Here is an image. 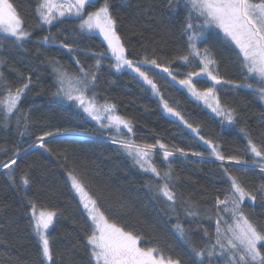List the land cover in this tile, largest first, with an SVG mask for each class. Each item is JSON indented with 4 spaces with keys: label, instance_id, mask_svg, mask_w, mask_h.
Here are the masks:
<instances>
[{
    "label": "trees",
    "instance_id": "16d2710c",
    "mask_svg": "<svg viewBox=\"0 0 264 264\" xmlns=\"http://www.w3.org/2000/svg\"><path fill=\"white\" fill-rule=\"evenodd\" d=\"M10 2L23 19L25 30L32 35L22 46L13 44L11 39L0 40V73H3L0 85L7 83L14 90L29 75L33 83L19 105L21 122L17 124L13 116L8 127L0 123V264H38L40 245L30 223L29 199L37 205L36 210L58 213L54 227L49 229L52 264H87L85 250L73 245L78 240L84 242L91 222L87 221L72 190L69 173L97 201L109 222L143 237L142 247H159L165 256L179 258L182 264H194L192 248L198 250L206 242L198 223L208 228L210 234L214 233L215 215L211 214L212 219L207 220L204 217L208 213L202 212L201 218L193 220L186 215L185 201L195 202L201 208L211 207L217 189L225 187L221 182L222 162L209 155L210 149L191 129L167 115L160 99L134 74L116 72L109 67L110 60H104L98 69L95 67L97 57L92 53L105 52L107 48L98 35L81 33L77 27L79 21L71 18L54 26L35 27L38 0ZM102 3L104 0H98L95 7ZM109 3L128 58L139 61L147 56L171 68L175 81L157 69L149 71L169 106L197 128L200 136L218 145L221 155L250 159V155H245L247 139L240 130L245 129L258 146L264 144V106L258 96L247 89L218 85L216 94L221 106L235 113V123L222 122L221 117L190 97L188 90L179 84L190 71L199 68L198 61L195 65H184L175 59L186 51L181 37L183 16H170L162 8L166 0H109ZM53 35L55 43L50 41L43 46L38 43L44 36ZM60 41L76 50L59 48ZM198 46L201 50L207 48L210 58L215 60V74L225 81L239 79L234 46L223 40V34L208 29L207 39ZM53 57L70 74L78 71L75 59L86 69L92 66L89 70L98 75L92 92L97 94L99 102L107 100L115 104L118 114L132 122L131 139L136 144H153L159 140L169 151L184 149L188 153L185 157L176 152L167 163L163 162L161 151H156L153 158L162 174L171 170V184L177 194L175 210L157 194L162 181L142 172L119 145L113 144L112 132L100 129L75 104L54 98L57 86L49 63ZM194 83L198 90L211 86L206 77L194 79ZM24 112L28 114L27 124L23 120ZM57 128L74 129L67 134L73 139L62 138L64 134L46 137L45 147L40 148L37 137ZM123 131L128 138L127 131ZM194 152L204 155L194 156ZM13 158L17 163L4 169L2 165ZM223 163L246 187L264 183L258 170H246L227 160ZM24 175L29 179L26 186L21 184ZM219 195L223 198L222 191ZM244 211L258 227L264 228V202L258 198L255 205L246 204ZM177 224L184 227L183 238L174 228Z\"/></svg>",
    "mask_w": 264,
    "mask_h": 264
},
{
    "label": "snow or ice",
    "instance_id": "6c2138e0",
    "mask_svg": "<svg viewBox=\"0 0 264 264\" xmlns=\"http://www.w3.org/2000/svg\"><path fill=\"white\" fill-rule=\"evenodd\" d=\"M97 2L98 0H38L35 8L37 16L35 27L54 26L68 18L78 20L77 27L81 33H98L107 45L105 52L92 53L97 57L95 60L97 69L104 60H110L112 61L109 63L110 68H114L118 73L128 71L130 74H135L144 84L151 86L153 94L159 96V89L149 75V71L159 69L175 81L176 77L171 68L147 56L139 61L129 59L124 44L117 34V20L112 15L109 0H104L99 7H95ZM89 8L94 10L88 11ZM162 8L170 16H183L181 37L184 38L186 51L175 59L183 62L184 65H195L198 61V70L190 71L186 78L179 81V84L187 88L193 97L203 101L212 112L222 118V122L226 120L229 124L235 123V113L232 109L225 110L221 106L216 94L218 85L226 84L237 89H247L264 102V0H166ZM208 29L219 30V33L223 34V40L229 46H234L238 80L225 81L212 71L215 60L210 58L207 48L201 50L198 46L207 39ZM0 33H3L0 35V40L11 39L12 43L18 46H22L32 35L30 31L25 30L24 21L10 0H0ZM50 41L55 43L56 37L44 36L38 43L43 46ZM58 47L67 49L69 52L76 50L64 41H60ZM49 63L52 65V75L55 77L57 86L53 95L75 104L100 129L112 132L113 144L119 145L142 172L151 174L157 181H162L158 184L157 194L175 210L177 194L171 184V170L162 174L153 163V158L156 151H161L163 162L167 163L176 155V152L185 157L188 153L184 149L169 151L159 140L153 144H136L131 139L134 135L132 122L118 114L115 104L107 100L103 103L99 102L97 94L92 92L98 79L97 72L89 70L92 66L86 69L79 59H75V64L79 66L78 71L70 74L54 57ZM168 63L171 64L172 61ZM2 77L3 73H0V78ZM205 77L211 82V86L200 91L194 79ZM32 83L29 75L25 82L14 90L7 83L0 85L3 91L0 95V123L4 127L10 125L13 116L17 118V124L21 122L19 105L22 96L29 90ZM89 92L92 94L89 95ZM160 102L167 114L176 117L199 137L207 149H210L209 155L222 162L221 182L225 187L217 189L218 194L213 198L211 207L201 208L195 202L185 201L186 215L193 220L201 218L202 212L208 213L204 217L207 220L212 219L211 214L215 215L214 233L210 234L208 228L198 223V227L203 228L206 242L198 250L192 248L196 258L194 264H264V250H262L264 249V228L258 227L244 211L246 204L255 205L258 198L264 202V183L251 188L246 187L238 177L229 173L223 163L227 160L246 170H258L264 177V144L258 146L248 132L241 128L240 131L247 139L245 155H250L251 158L245 159L239 155L225 157L217 150L218 145L200 136L198 129L184 120L180 112L170 107L162 96ZM22 116L24 123L27 124L29 119L27 112L22 113ZM125 129L128 138H125L123 131ZM74 131L70 128H57L55 131L44 132L42 136L37 137V143L40 148H44L46 137H57L62 134H64L62 138L73 139L67 134ZM32 147L33 145H29V148ZM18 153L19 150H17ZM192 155L203 156L204 153L194 152ZM16 163L17 160L13 158L2 167L9 169ZM69 176L72 188L80 197L87 221L91 222L90 231L85 233L84 242L81 243L78 240L73 245L74 248L79 246L85 250L88 256L87 264H182L179 258L165 256L159 247H141V243L144 242L141 235L134 234L133 231H125L123 227L109 222L104 212L98 207L97 201L84 190L83 184L77 177L71 173ZM15 183L13 179V184ZM21 184L24 186L29 184L27 175L21 177ZM221 191L223 198L219 195ZM29 205L30 223L40 245L38 264H44V262L52 264L53 251L49 229L54 227L58 213L55 210H41L37 214V205L31 199H29ZM174 228L183 238V225L177 224Z\"/></svg>",
    "mask_w": 264,
    "mask_h": 264
},
{
    "label": "rangeland",
    "instance_id": "374dc122",
    "mask_svg": "<svg viewBox=\"0 0 264 264\" xmlns=\"http://www.w3.org/2000/svg\"><path fill=\"white\" fill-rule=\"evenodd\" d=\"M215 30H217V29H215ZM217 31H219V30H217ZM93 34H95V35H98L99 36V34L98 33H93ZM222 34V33H221ZM102 40H103V38L101 37V36H99ZM105 43V42H104ZM106 44V43H105ZM107 46V45H106ZM157 70H159V69H157ZM160 71V70H159ZM212 71L214 72V74H215V67H213L212 68ZM135 75V74H134ZM138 80H140V78L138 77V76H135ZM141 82H143L142 80H140ZM144 83V82H143ZM146 85V84H145ZM146 86H148L149 88H150V90H151V86H149V85H146ZM187 89V88H186ZM152 91V90H151ZM187 91V90H186ZM200 91H203V90H200ZM153 93V92H152ZM160 93V92H159ZM188 94L190 95V97H192L193 99H195V100H197L195 97H193L189 92H188ZM155 95V94H154ZM159 99H160V97H161V94L158 96V95H156ZM54 98H56V99H58V100H62L61 98H59V97H57V96H54ZM197 101H199V102H201L203 105H205L204 103H203V101H200V100H197ZM262 102V101H261ZM263 103V106H264V102H262ZM162 105V104H161ZM205 107H207L206 105H205ZM162 108H163V106H162ZM208 108V107H207ZM209 109V111H211V109L210 108H208ZM164 110V109H163ZM165 112V111H164ZM212 112V111H211ZM166 113V112H165ZM212 113H214V112H212ZM167 114V113H166ZM215 114V113H214ZM87 115V114H86ZM167 115H169V114H167ZM216 115V114H215ZM171 118L173 117V116H171V115H169ZM175 118V120H178L176 117H173L172 119H174ZM179 121V120H178ZM94 122V121H93ZM181 122V121H180ZM95 123V122H94ZM182 123V122H181ZM96 124V123H95ZM98 126V125H97ZM125 131H127L126 129H125ZM68 179H69V182H70V185H71V187H72V181H71V179H70V176L68 175ZM72 190L74 191V193L76 194V196H77V198H78V200L80 201V197H79V195L76 193V191L72 188ZM84 190L88 193V191L85 189V187H84ZM89 194V193H88ZM90 195V194H89ZM91 196V195H90ZM92 197V196H91ZM93 198V197H92ZM80 204H81V202H80ZM81 206H82V208H83V205L81 204ZM37 211V214L41 211V210H36ZM229 223H231V221L229 220ZM141 246V245H140ZM142 247V246H141Z\"/></svg>",
    "mask_w": 264,
    "mask_h": 264
}]
</instances>
